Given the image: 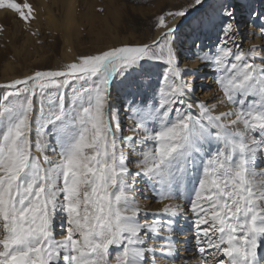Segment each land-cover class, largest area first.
Returning a JSON list of instances; mask_svg holds the SVG:
<instances>
[{
    "label": "snow or ice",
    "instance_id": "obj_1",
    "mask_svg": "<svg viewBox=\"0 0 264 264\" xmlns=\"http://www.w3.org/2000/svg\"><path fill=\"white\" fill-rule=\"evenodd\" d=\"M206 2L156 16L147 42L0 84V264H176L181 218L191 220L195 264H264V45L241 47L234 0L189 19ZM0 9L25 27L36 19L27 0ZM248 18L264 38V12ZM185 21L198 51L182 57ZM206 32L207 51L197 43ZM156 62L165 68L153 88ZM204 68L215 103L196 96ZM148 192L159 210L137 199Z\"/></svg>",
    "mask_w": 264,
    "mask_h": 264
},
{
    "label": "rangeland",
    "instance_id": "obj_2",
    "mask_svg": "<svg viewBox=\"0 0 264 264\" xmlns=\"http://www.w3.org/2000/svg\"><path fill=\"white\" fill-rule=\"evenodd\" d=\"M72 1L74 2L73 19L69 22L64 0H27L32 5L36 16V19L31 21L30 27H25L24 21L20 20L14 12L0 9V26L4 29L3 32H0V84L3 76L20 78L35 70L57 68L56 65L62 67L69 63V60L72 62L80 55H88L89 53H82L86 47L91 52L97 48L96 46L104 45L107 42L130 41L129 44L147 42L157 36V31L153 26L156 16L191 3V0ZM239 1L244 7H247V10H254V14L264 12V0ZM239 1L234 0V3L237 14L238 16L242 15L241 19L244 23L241 25V36L238 41L241 43V47L246 49L251 44L250 41H253L257 36V34L253 35V32L258 33L260 21L256 20L253 23L252 20H249L248 13L244 14L239 6L237 7ZM18 2L23 3L25 0H18ZM210 3L211 0L203 7L193 11L189 19L210 11ZM179 31L178 42L181 45L186 40L191 42L187 21L183 22ZM34 32L36 35H33ZM214 41L215 35L206 32L201 35L197 43L202 42L206 46L205 51H207ZM93 42L95 45H92ZM196 51L198 49L191 52ZM182 59L181 64L184 65L185 61ZM153 67L152 87L156 88L165 65L163 62H156ZM209 73H211L210 70L205 73L203 87L200 86L201 97L205 93H214V80H211L213 73L211 75ZM124 92L125 86L122 89L114 90V95H118L117 100H120V103L125 99ZM148 95H151L150 90H148ZM213 100L212 94L211 97H208L207 103H211ZM120 116L125 134L128 131L129 123L126 109L121 110ZM48 154L55 155L51 152ZM258 168L264 169V162L259 163ZM149 193L145 195L138 193L137 197L140 196V201H149ZM152 199H154V203H160L154 196Z\"/></svg>",
    "mask_w": 264,
    "mask_h": 264
},
{
    "label": "bare ground",
    "instance_id": "obj_3",
    "mask_svg": "<svg viewBox=\"0 0 264 264\" xmlns=\"http://www.w3.org/2000/svg\"><path fill=\"white\" fill-rule=\"evenodd\" d=\"M64 1L66 3L67 10H68V15H67L68 21L71 22L72 19H73L72 18V16H73L72 13H73V8H74V2L72 0H64ZM206 3H208V2H206ZM238 6L244 12V14H247L249 12V10L246 9L247 7H244L241 1L238 2L237 7ZM238 17L241 18L242 15L241 16H238ZM182 25H183V23H181L180 26H179V28H178V34H180V31L179 30L181 29ZM248 30H249V28H248ZM259 30L257 29V32L258 33H259ZM258 33H257V36L255 37V39L253 41H250V43L251 44H256V45H264V38H262L261 36H259ZM157 35H158V32H157ZM129 43H130V41H123L121 43L120 42H107L104 45L96 46L97 48L94 49L95 52L94 51H91L90 52V50L86 47V48H84L85 50H84V52L82 51V53L95 54L98 51L106 50V49H108L110 47L120 46V45H123V44H129ZM190 43H191L190 40H186L185 42L182 43V46H181V48H182L181 49L182 57L183 56H186L188 52L194 50V49H191L189 47ZM92 45H95V42H93ZM129 45H135V44H129ZM258 51H259V49H258ZM182 60L185 61L184 65L191 66V65L197 63V61H194L193 59H182ZM69 61L71 62V60H69ZM257 62H259V61H257ZM56 67L58 68V67H61V66L56 65ZM202 71L204 73H207V72H209V69L204 68V69H202ZM31 73H26L24 75H29ZM211 74H212V72L209 73V75H211ZM15 78H18V77H15L14 76V77L8 78L6 76H3L1 78V84H4V83H6V82H8V81H10L12 79H15ZM211 78H212L211 80L213 81V76H211ZM203 80L204 79L202 78L201 80H198L197 81V83L199 85H201V88L203 87L202 86ZM118 84H120V85H118ZM123 86H124L123 84L119 83V78L117 77L116 80L114 81V90H116V89L117 90L122 89ZM213 86H214V92H215V90H216L215 83L213 84ZM199 89H200V87L197 88L196 96L199 97L200 100H204L207 103L208 97H211L213 93L212 92H210L209 94L208 93H205L203 95V97H201L200 95H201V92L202 91H200ZM119 94H121V91H119ZM121 96H123V95H121ZM215 102H216V100L214 99L211 103H215ZM211 103H209V104H211ZM119 105H120V100H117L116 101V106H119ZM227 107H229V106H220V107H218L217 111H224V110L227 109ZM126 132L127 133H125V135L132 134L129 131V129ZM141 187H143V185H141ZM153 196H154V194L150 192L149 193V201L148 200L147 201H140V196H139V198L137 197V199L140 201L141 205L143 207H145L147 210H149V211H156V210H159L162 207V205H161V203H154L155 201H154V199H152ZM176 202L182 203L183 201H176ZM151 218L152 217H149V219H151ZM190 223H191V220L185 221L183 218H181V220H180V226L183 227L185 230L182 231V232H177L176 233V236H177V244H178L179 252H180V256L176 260V264H181L182 261H184L185 264H195V261L200 258L199 255L195 251V247H194L195 242H194L193 239L190 238L191 237V234H192L191 233V230L188 227V225ZM153 242L154 241L151 240V242H149V244H151ZM156 259H157L158 264H170V261L168 259L164 258V257L157 256Z\"/></svg>",
    "mask_w": 264,
    "mask_h": 264
}]
</instances>
